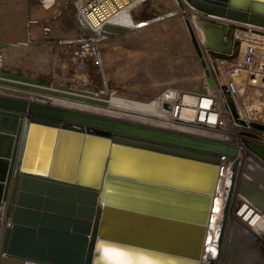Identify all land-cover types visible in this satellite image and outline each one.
<instances>
[{
	"label": "water",
	"instance_id": "obj_1",
	"mask_svg": "<svg viewBox=\"0 0 264 264\" xmlns=\"http://www.w3.org/2000/svg\"><path fill=\"white\" fill-rule=\"evenodd\" d=\"M178 2L210 23L203 26L215 41L205 46L215 69L216 58L239 55L237 30L264 27V0ZM73 13L98 48V35L129 31L106 24L90 32L79 9ZM0 85L112 106L108 94L45 89L50 81L2 67ZM156 106L148 105L152 112ZM245 144L264 161V147ZM241 158L237 146L224 142L0 93V216L8 219L0 218V264H219L201 261L218 163L233 161L221 247L235 192L264 213V186L245 175Z\"/></svg>",
	"mask_w": 264,
	"mask_h": 264
},
{
	"label": "rangeland",
	"instance_id": "obj_2",
	"mask_svg": "<svg viewBox=\"0 0 264 264\" xmlns=\"http://www.w3.org/2000/svg\"><path fill=\"white\" fill-rule=\"evenodd\" d=\"M0 1V67H2L6 72L10 71L13 74L15 73V75L20 74L29 78H40L43 80H45L46 78L48 79L46 81H50V85L53 84L57 87L64 86L69 89L84 92V94H87L84 96L88 97L98 98L99 96H104L106 94L109 95V98L113 99H117L118 97L120 99L121 97L127 99V101L134 102L140 107V102L141 104H151V102L156 99V103H158V105H161L162 110L165 111L170 110V107H172L173 103L179 104L186 93H188V95L190 94L191 100H195V103L198 99L200 102L202 100L201 97L199 98L196 95L202 93L201 90L205 86H209L210 88L216 87L220 90L219 84L221 83V86H223L225 82L224 78L222 79L219 75L212 71L213 69L211 66V52L205 46V41H209L210 44H213L215 41L214 37L210 36V32L208 31V29L205 30V25L203 26V23L209 25L210 23L199 19V17L188 8H180V5L178 4L179 2H177V0H161L166 8L161 9L160 11L162 12L164 10L162 13H166L167 11V13L173 14V16L167 17L163 21L161 20L158 22H154L155 24H162L163 28L161 29L152 27V24L137 28L135 30H131V27L127 26V28L130 29L125 33L117 34L112 37L107 35H98L97 39L102 53L103 64L101 63L100 65L101 69L97 70L96 68H94L91 72V75H89V73L85 74V76L83 77L73 73L72 67H70L71 65L69 62L68 51H64V49L60 45L63 40H73L76 38L78 39V37L87 35V32H85L82 26L78 23L77 19L73 16V9H75V7L79 9V0H14V5H16L18 9L17 12H10H14L12 14L11 21L9 20V16L7 15L2 19L4 0ZM31 1L33 2V4ZM68 3L69 5H67ZM28 4L29 6L31 4L30 7L34 9V14L31 13L32 11H30L28 15H26V9L28 8L26 6ZM166 4H168V6ZM186 9L190 11L191 14L188 13ZM146 10H148L149 12H151L152 10V13L155 12V10H153L152 8L150 10L149 8H146L144 13L142 12V14L140 13L138 14V16H136L137 20L149 21L156 18V16H159V14L156 15V13H159V10L156 11L153 16H148ZM197 17L199 20L197 19ZM31 20L33 22H31ZM187 20L190 22V25L187 23ZM74 23L76 26L71 28L72 24ZM21 24L24 25V32L20 31V28L22 27ZM64 26H66L67 29H65ZM91 26L92 25L88 26V31L90 30V32L92 31V28L89 29V27ZM48 29L50 31V34L46 35L45 31ZM191 29H193L194 35L192 34ZM11 32L12 35L9 34ZM13 33H17V36ZM3 36H6V38L12 41H4ZM193 36L195 37V40L198 44H196L195 40H193ZM79 40L73 42L78 43ZM59 41L61 42L59 43ZM63 43H69V41H64ZM7 53H9L10 57L6 56ZM202 72L203 76H201L202 74H200ZM204 73L206 74V76L204 75ZM49 74L52 76H50ZM191 76L199 77L200 83L196 85L195 82H193V80L191 79ZM204 81H206V83ZM203 83L205 84L203 85ZM45 87L49 86L45 85ZM18 90L22 91L21 89ZM195 91L199 93H196ZM254 92L255 91L245 93L242 99V101L245 103L242 111L246 116V118L243 117V119H246L247 122L249 121V123H254L255 118L258 116V111H256V109L257 107H259V102L257 100H253L252 97H254ZM41 96H49L48 98L52 97L51 99L57 100L63 99L48 94H43ZM28 98L37 100L33 96H30ZM63 100L66 103H78V101H73L71 99ZM80 104H84L86 106L90 105L95 109H104L106 107L103 105L90 103L88 104L82 102H80ZM68 105L74 107L73 103H70ZM106 108L107 111L104 114L107 116L111 115L110 108ZM83 110L88 112L86 108H84ZM133 116L139 118L145 117L147 120L154 119L152 117L150 118L141 114H134ZM110 117L117 118L116 116L112 115ZM198 119L199 117H197L195 120L198 121ZM156 120L159 119L156 118ZM161 121L164 123L169 122L167 119H162ZM173 123L178 126L177 128L185 127L180 123ZM235 124H237V122L234 123L233 120L229 117L227 126L235 130L237 132V135H239L242 129L238 126H235ZM195 125L196 126H193L192 128L201 130L199 125ZM163 126L165 125L161 126L162 129H164ZM175 132L185 133L187 135L193 136L191 133L188 134L189 131L188 133L179 130H176ZM201 138L214 141L216 140L211 136ZM233 138H235V140L238 139V141L243 144L244 138L247 137ZM218 141L225 143L224 140ZM244 154L247 156H245V160H243L244 163H242L244 172L246 171L247 167L249 172L255 174V181L264 186V161H262V159L255 155L251 150L244 152ZM246 161H248V163ZM235 223L236 221L234 223H231L228 229V232L226 234L228 240L231 239L232 241L233 239L235 241L241 242L250 236L248 235L249 233L255 235L252 232H249V229L246 228V230L245 227H243L241 224ZM237 226L240 228L243 227V233H246L247 231L249 233H246L245 237H237V235H239V232H236L237 234L233 232V230H235ZM233 233L236 235L235 238L232 237ZM259 243L264 245V240H259Z\"/></svg>",
	"mask_w": 264,
	"mask_h": 264
},
{
	"label": "built area",
	"instance_id": "obj_3",
	"mask_svg": "<svg viewBox=\"0 0 264 264\" xmlns=\"http://www.w3.org/2000/svg\"><path fill=\"white\" fill-rule=\"evenodd\" d=\"M145 1L146 0H79V11L90 25L95 29H100L106 24H117V19L122 13L131 11ZM188 13L190 12L188 11ZM245 27L244 30H237L236 32V38L240 41V51L239 55L234 60L216 58L217 69H215L211 59L212 71L222 79H225L223 86H221L220 82V90L216 87L210 88L209 86H205L204 89L206 93L196 95L199 98L201 97V99L204 98L209 100V105L212 106V108L214 107L215 109H218L217 107H221L222 105L233 122H237L235 126L242 129L239 137H247L244 138V145L242 144L241 146L234 141H224L225 143L227 142V144L237 146L240 149L242 157L244 152L250 151L247 149L245 141H250L254 145L264 147V27L256 25H246ZM76 40H79V42H73ZM60 45L64 51H68L70 67H72L74 74L83 77L85 74L90 73L89 75H91L94 68L97 70L101 69L100 65L101 63L103 64V62L100 47L98 48L94 41L87 40L86 35L78 37V39L69 40V43L62 42ZM223 87H225L226 91L232 97L237 112L236 118L232 114ZM252 91H255L253 93L254 97L252 98L259 102V107L256 109V111H258V116L255 118L254 123H249V121L247 122L246 119H243V117L246 118V116L242 111V108L245 106L242 99L245 93H250ZM218 111L220 112L221 110ZM219 112L215 113L218 114ZM188 121L190 120L188 119ZM239 121L244 123H240ZM191 122L202 123L206 126L199 127L210 130L214 129L216 130L214 132L221 133L223 137L224 135H227L228 132V135L231 133L229 128H222V126L218 127L211 123H206L205 121L200 122L193 120ZM224 167L228 168V170L231 167V173L228 171L229 175H224L227 179L231 178L230 188L232 185L233 161L225 160ZM220 174L222 175V173ZM221 175L220 178L222 177ZM225 180L226 179H224V181ZM219 184L224 190L228 188V186H225V182L221 181ZM235 194L236 192L231 200V209L226 234L229 228V223L232 221H236V224H242L245 228L249 229V232H252L251 226L249 225V222L251 221L250 217L243 222L239 212L243 209H251V219H253V217L258 214L259 209L254 207L253 203L245 196L239 193L237 195ZM217 195L218 193L216 194V197ZM218 196H221L224 203L219 206L216 204V199H214L209 223L207 225L206 238L201 253V261L203 263H209L213 258L215 259L216 257L214 256H217L221 249V234L225 224L224 206L227 196H222L221 193Z\"/></svg>",
	"mask_w": 264,
	"mask_h": 264
},
{
	"label": "bare ground",
	"instance_id": "obj_4",
	"mask_svg": "<svg viewBox=\"0 0 264 264\" xmlns=\"http://www.w3.org/2000/svg\"><path fill=\"white\" fill-rule=\"evenodd\" d=\"M3 1V0H2ZM23 1V0H22ZM33 1V0H32ZM31 1V2H32ZM1 2V1H0ZM20 2V1H19ZM27 2V1H26ZM30 2V1H29ZM178 2V0H177ZM3 3V2H2ZM21 3V2H20ZM19 4V3H17ZM33 4V2H32ZM172 4V3H170ZM177 4V3H176ZM179 4V3H178ZM2 5V4H1ZM69 5V3L67 4ZM168 6V4H166ZM21 6V5H20ZM31 6V4H30ZM29 4L26 6L28 7L26 9V15H28V13L31 11L32 7H30ZM173 7V6H172ZM146 8H149V10L152 8L153 10H155V12L152 13V10L151 12H149L148 10H146V12L148 13V16H153V14L156 13V11H158L159 13H156V15L159 14V16L154 19H151L149 20L147 23V25L149 24H152L153 26L152 27H156V28H163L162 24H155L154 22H158V21H163L165 18L164 14L167 13H162L160 10L161 9H165L166 7L164 6V3L161 2V0H146L145 2H143L142 4H140L139 6L135 7L134 9H132L131 11H126L124 13H122L119 18L117 19V24L113 25V28L114 27H118V26H123V27H127V26H130L131 27V30L132 29H137V28H140V27H143V22L145 23L146 20H137V17L138 14H142V12L144 13L145 9ZM170 8V7H169ZM181 8V7H180ZM179 8V9H180ZM184 8V7H183ZM182 8V9H183ZM186 8V7H185ZM76 9V7H75ZM177 9V8H176ZM181 9V10H182ZM1 10V9H0ZM25 10V9H24ZM171 10V9H170ZM172 11V10H171ZM185 11V10H184ZM186 11H188L186 9ZM192 11V10H191ZM183 12V11H182ZM190 12V11H189ZM161 15V16H160ZM73 16L77 19V17L75 16V14L73 13ZM145 16V15H144ZM164 16V17H163ZM173 16V15H172ZM28 17V16H27ZM32 18V16H31ZM140 18V17H139ZM149 18V17H148ZM195 18V17H194ZM1 19V18H0ZM28 19V18H27ZM198 19V17H197ZM184 20V19H183ZM194 20V19H192ZM199 20V19H198ZM1 21V20H0ZM28 21V20H27ZM174 21V20H173ZM29 22V21H28ZM27 22V23H28ZM31 22H33L31 20ZM88 22V21H87ZM177 22V20H176ZM195 22V21H194ZM193 22V23H194ZM202 22V21H201ZM200 22V23H201ZM164 23V22H163ZM30 24V23H29ZM142 24V25H140ZM185 24V22H184ZM178 25V24H177ZM90 26V25H89ZM167 26V25H166ZM176 26V25H175ZM174 26V27H175ZM191 27V26H190ZM92 28V29H91ZM189 28V26H188ZM201 28V27H200ZM89 29H91L92 31L95 30L94 27H89ZM130 29V28H129ZM170 30V29H169ZM190 30V29H189ZM90 31V30H89ZM162 32V31H161ZM1 33V32H0ZM207 33V32H206ZM201 34V33H200ZM208 34V33H207ZM117 35V34H116ZM207 36V35H206ZM105 37V36H104ZM107 38V37H106ZM106 38H103V39H106ZM207 38V37H206ZM101 39V38H100ZM102 39V40H103ZM98 40V39H97ZM193 40H195L193 38ZM58 41V40H57ZM40 42V41H39ZM42 42V41H41ZM55 42V41H54ZM192 42V41H191ZM206 42V41H205ZM34 43V42H33ZM38 45V44H37ZM199 50V49H198ZM36 51V50H35ZM201 54V53H200ZM196 55V54H195ZM191 60V59H190ZM15 71V70H14ZM6 72V71H5ZM10 72V71H9ZM56 72V71H55ZM205 72V71H204ZM17 73V72H16ZM15 74V73H14ZM98 74V73H97ZM202 74L201 76H203V72L200 73ZM50 75V74H49ZM204 75L206 76V74L204 73ZM52 76V75H50ZM180 76V75H179ZM204 76V77H205ZM193 82H195L196 85H198L200 83V78L199 77H193L191 76ZM40 79V78H39ZM57 79V78H55ZM178 79V78H177ZM43 80V79H42ZM45 80H48L45 78ZM60 80V79H59ZM204 80V79H203ZM207 80V79H206ZM68 81V80H67ZM175 81V80H174ZM177 81V80H176ZM206 83V81H204ZM208 82V81H207ZM145 83V82H144ZM172 83V82H171ZM203 83V85L205 84ZM80 84V83H79ZM150 84V83H149ZM173 84V83H172ZM194 84V83H193ZM60 86H54L53 84H51L49 87H45L48 88V89H54V90H59V91H67L69 93H77L75 95H81L82 97H88V96H84V92H80V91H76V90H73V89H69V88H66L64 86L60 87ZM93 87V86H92ZM95 87V86H94ZM59 88V89H57ZM99 88V87H98ZM18 89H21L22 91L18 90ZM109 90V89H108ZM196 92V91H195ZM0 93H4V94H8V95H15V96H18V97H23V98H28L30 96H33L35 97L38 101H42V102H45V103H51V104H54V105H57V106H61V107H66V108H70V109H73L74 108L75 110H78V111H83V112H87V111H84L83 109L86 108L88 110V113H96V114H100V115H105L104 113H106L107 111V108L106 107H109L110 108V111H111V115L112 116H116L117 118H121L119 120H122L124 119V121L126 120L127 122H130V123H138V124H141L143 126H146V127H153V128H157V129H162V125H165L163 126L164 129L162 130H166V131H172V132H175L176 130L178 131H183V132H186L189 133L188 134H192L193 137H207V136H211V137H214L216 140L215 141H218V140H225V141H234L235 143H238L239 145L242 146V143L237 140H235V138L233 137H239V135H237V132L235 130H233L232 128L228 127L227 126V121H228V118L230 117V115L227 114V112L225 111L224 107L221 105V107H217L218 109H215L214 107L212 108V106H210V102L209 100L207 99H202L200 102L197 100V102L195 103V100H191V96L190 94L188 95V93H186V95L183 97L182 101H180L179 104H175L173 103L172 107H170L171 109L168 110V111H165V110H162V106L161 105H158L157 103V106L156 108L153 110L150 109V107H148V105H146L145 103L144 104H141L140 102V106H138L137 104H135L134 102H130V101H127V99H124V98H121L119 99V97L117 99H113V98H109V101L110 103L112 104V106H106V105H103V106H106L104 109H100V108H94L90 105L86 106L84 104H80V102L82 103H90V104H95V103H92V102H88V101H85V100H81V99H78V98H69V97H66V96H62V95H52V96H56V97H59V98H63V99H71L73 101H78V103H74V102H67L68 104L70 103H73L74 104V107H71V105H68L63 99L61 100H57V99H51V98H48L49 96H41V95H45V94H48V93H38V92H33V91H29L27 89H23V88H18V87H13V86H6V85H0ZM41 94V95H40ZM134 94V93H133ZM48 95H51V94H48ZM96 96V95H95ZM194 96V95H193ZM100 98H102V96H99ZM98 97V98H99ZM117 97V96H116ZM115 97V98H116ZM195 97V96H194ZM193 98V97H192ZM29 99V98H28ZM103 99V98H102ZM164 99V98H163ZM198 99V98H197ZM35 100V99H34ZM167 100V99H166ZM175 100V99H174ZM154 102H156V99L153 100ZM164 101V100H163ZM194 103H193V102ZM137 102V101H136ZM160 102V101H158ZM191 102V104H190ZM139 103V102H138ZM143 103V102H142ZM153 103V102H151ZM193 103V104H192ZM75 105H79V106H75ZM97 105H100V104H97ZM164 105V104H163ZM82 106V107H80ZM159 106V108H158ZM191 106V107H190ZM165 107V106H164ZM79 108V109H78ZM108 108V109H109ZM90 109V110H89ZM218 110H221L220 113ZM214 111V112H213ZM215 112H219L218 114L215 113ZM141 114V115H144V116H148V117H152L154 119H151V120H147L145 117L143 118H139V117H135L133 116L132 114ZM224 114V115H223ZM109 115V116H111ZM107 116V115H105ZM169 119H168V118ZM171 117V118H170ZM197 117H199L198 121L200 122H208V123H211L213 125H216L218 127H221L222 128H229L231 130V133L228 135H224V137L222 136V134L218 133V132H214L216 130L212 129H205L203 127H200L201 130H197L196 128H192L193 126H196L195 124L199 125V126H203L204 124L202 123H192L191 121L195 120ZM114 118V117H113ZM115 118V119H117ZM159 119V120H156ZM138 119H141V120H138ZM162 119H167L169 122L168 123H164L162 122L161 120ZM188 119L190 121H188ZM136 120V121H135ZM132 121V122H131ZM145 121V122H144ZM196 121V120H195ZM173 122H176V123H180L182 125H184L185 127H180V128H177L178 126L173 123ZM173 123V124H172ZM188 127H187V126ZM194 132V133H193ZM179 133V132H178ZM180 134H184V135H187L185 133H180ZM240 134V133H239ZM220 142V141H219ZM244 145V144H243ZM245 154L243 155L242 159H241V162H243V160H245ZM247 157V156H246ZM250 160V159H249ZM252 160V159H251ZM224 161L225 160H222L220 163H218V166H219V169H220V172H219V175H218V182H219V179H220V182H225V186H228V188L226 190L223 189V187L217 182V185H216V189H215V193H214V199H216V204L221 206L222 203H224L223 199L221 198V196L219 197L218 195H221L222 196H227L226 198H228V195L230 194V184H231V178L230 179H227L225 178L226 175H229L228 174V171L229 173H231V167L230 169L228 170V168L224 167ZM248 163V161H246ZM250 163V162H249ZM253 164V163H252ZM243 166V164H242ZM255 166V165H254ZM255 168V167H254ZM262 169V168H261ZM242 170L244 171V168L242 167ZM263 172V171H261ZM222 173V175L220 174ZM260 173V172H258ZM264 174V172H263ZM220 175L222 176L220 178ZM225 175V176H224ZM245 175L249 176L251 179H256L255 177V174L254 173H251L248 171L247 167H246V172H245ZM224 179H226L224 181ZM223 184V183H222ZM229 190V191H228ZM229 192V193H228ZM218 193L217 197H216V194ZM238 192H236L235 195H237ZM240 194V193H239ZM234 195V194H233ZM242 195V194H241ZM224 198V197H223ZM250 200V199H249ZM254 207H257L256 204L250 200ZM226 202V201H225ZM258 208V207H257ZM259 209V208H258ZM1 211H2V208H1ZM251 212L252 210L251 209H243V210H240L239 214L241 215V218H242V221L244 222L245 220L249 219L250 217V222H249V225L251 226V230H252V233L253 231L258 233V235L261 237L264 233V213L259 209L258 211V214L256 216L252 218L251 216ZM2 222L4 224L8 223V219H7V216L3 215V216H0ZM242 225V224H241ZM240 226V225H239ZM243 226V225H242ZM241 227V226H240ZM237 226V228L235 230H233L234 233L236 232H239V235H237V237H241V236H244L245 237V234L246 233H249L248 231L246 233H243V227L240 228ZM246 229V228H245ZM247 230V229H246ZM206 233H207V230H206ZM233 233V236L232 237H236V235ZM237 234V233H236ZM249 235V234H248ZM226 237V236H225ZM205 238H206V234H205ZM264 238V237H263ZM253 239V238H252ZM251 239V240H252ZM225 240V239H224ZM231 240V239H230ZM264 240V239H263ZM236 243V242H235ZM238 243V242H237ZM235 247V246H234ZM222 248V247H221ZM236 249V248H235ZM245 249V248H244ZM221 250L218 252L217 256L215 255L214 257H216L215 259H219L220 257V253H221ZM218 251V250H216ZM233 251V249H232ZM241 251V250H240ZM252 252V251H251ZM250 253V252H249ZM230 254V253H229ZM246 254V253H245ZM246 256V255H245ZM243 257V256H242ZM253 257L254 254H253ZM241 258V257H240ZM214 259V258H213ZM246 260L248 263H250V261H252V257L251 256H248L246 257ZM239 262V261H238Z\"/></svg>",
	"mask_w": 264,
	"mask_h": 264
},
{
	"label": "flooded vegetation",
	"instance_id": "obj_5",
	"mask_svg": "<svg viewBox=\"0 0 264 264\" xmlns=\"http://www.w3.org/2000/svg\"><path fill=\"white\" fill-rule=\"evenodd\" d=\"M231 223H234V221L229 223V227ZM249 235L250 236L247 237V239L241 242L235 241L233 239L231 241L228 240L227 237H225L224 244L220 253L221 255L219 257V264H264V245L259 243V240H261V238L257 237L256 235H252L251 233H249ZM253 254L255 257H253ZM247 255L252 257V261H250V263H248L246 260Z\"/></svg>",
	"mask_w": 264,
	"mask_h": 264
},
{
	"label": "crops",
	"instance_id": "obj_6",
	"mask_svg": "<svg viewBox=\"0 0 264 264\" xmlns=\"http://www.w3.org/2000/svg\"><path fill=\"white\" fill-rule=\"evenodd\" d=\"M8 9H9V11H8ZM17 9H18V7L16 5H14V0H4V7L2 9V19L4 18V16L6 17V15H7V16H9V20L11 21L12 14L14 12L13 13H10V12H12V11L17 12ZM31 11H32L31 13L34 14V9H31ZM21 26L22 27L20 28V31L24 32V30H25V29H23L24 25L21 24ZM17 30H19V29H17ZM9 34L12 35V32ZM13 34H16V36H17V33H13ZM11 37H13V36H11ZM3 40L6 42L12 41V40H9L8 38H6V36H3ZM17 52H19V51H17ZM6 56H9V53H7Z\"/></svg>",
	"mask_w": 264,
	"mask_h": 264
}]
</instances>
